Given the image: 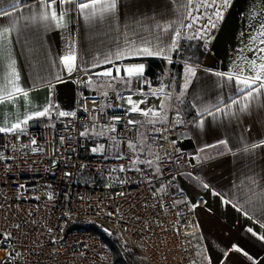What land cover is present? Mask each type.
Segmentation results:
<instances>
[{
  "label": "crops",
  "instance_id": "obj_1",
  "mask_svg": "<svg viewBox=\"0 0 264 264\" xmlns=\"http://www.w3.org/2000/svg\"><path fill=\"white\" fill-rule=\"evenodd\" d=\"M39 2L22 0L18 9L8 8L12 16L0 15V33L5 27L10 29L0 34V76L8 91H14L12 81L22 90L12 97L0 90V126L10 127L50 105L63 112L72 110L77 89L71 76L78 68L91 71V79L82 87L84 92L105 97L116 92L121 106L134 119L161 121L172 110L183 112L192 136L182 145L193 150L200 177L182 175L177 188L187 191L200 227L197 264H264V90L247 108L231 105L230 98L239 99L240 94L235 81L227 79V75L235 77L238 69H244L243 75H247L251 60L257 61L255 70L264 62L260 59L264 53L258 51L264 48L260 31L264 0H228L226 7L224 0H214L213 7H199L212 0H191V4L189 0H117L115 13L108 14L115 16L112 24L101 22L99 27L101 6L110 0H98L83 12L79 3L91 0H65L54 5L48 11L63 13L62 27L55 22L45 27L39 19H30L45 11ZM10 3L12 0H6L4 6ZM216 10L222 13L221 19L213 15ZM90 11L96 13L91 21ZM188 12L199 19L189 18ZM210 15L216 27L208 25L205 29ZM189 23L191 28L187 27ZM157 24L169 27L160 40L154 38L161 31ZM173 29L181 32L179 38ZM33 31L38 32V39ZM136 33L153 45L163 43L167 47L176 40L177 47L167 51L169 59L136 56L117 61L119 77L111 64L92 67L94 59L107 52L113 41L120 42L124 36L135 39ZM71 54L77 59L69 71L62 58ZM200 55L201 61H195ZM147 59H162L168 64L157 82L146 74ZM140 65L142 71H138ZM173 65H181L175 92L169 90L164 79ZM189 67L195 70V76H190ZM109 68L112 77L96 75ZM217 72L225 75L217 76ZM195 97L206 102L204 107L214 111L213 105H218L223 112L201 114ZM133 104L141 111H131ZM144 111L149 114L143 115ZM122 149V144L113 148L115 154ZM110 150L103 146L101 151Z\"/></svg>",
  "mask_w": 264,
  "mask_h": 264
},
{
  "label": "built area",
  "instance_id": "obj_2",
  "mask_svg": "<svg viewBox=\"0 0 264 264\" xmlns=\"http://www.w3.org/2000/svg\"><path fill=\"white\" fill-rule=\"evenodd\" d=\"M91 77L72 74L69 115L50 105L0 132V264H122L131 247L150 264H197L200 227L177 188L182 175L200 177L182 145L192 136L184 113L134 119L116 92H84ZM116 144L118 154L99 148Z\"/></svg>",
  "mask_w": 264,
  "mask_h": 264
},
{
  "label": "snow or ice",
  "instance_id": "obj_3",
  "mask_svg": "<svg viewBox=\"0 0 264 264\" xmlns=\"http://www.w3.org/2000/svg\"><path fill=\"white\" fill-rule=\"evenodd\" d=\"M22 0H12V3L8 4L7 7H5L6 0H0V15L3 16H12V12L8 11V8H12L13 10H16L20 7ZM69 3H72L73 0H68ZM228 0H224L225 7L227 6ZM58 3H65V0H40L39 7H43L45 9L44 12H41L39 16H32L30 19L32 21H35L39 19L44 23V26H49L52 22H55L57 26H63L61 24V20L64 19L63 13H59L57 10H52L50 13L48 11L49 8H52L54 5H57ZM98 3V0H91V3H84L80 2L78 7L83 12L84 10L92 9L94 5ZM189 4H191V0H189ZM214 6V0H212L211 4H201L199 7H213ZM117 8V0H110L109 3L102 5L100 9V15L99 20L97 21V27H99L100 23H107L109 25L112 24L113 20L115 19L114 15H108V14H114ZM199 8H197V11ZM96 15L94 12H89V20L91 21L93 17ZM213 15L217 19L222 18V13L219 10L214 11ZM59 17V18H58ZM188 17L192 18L193 20L199 19V17H192V13L188 12ZM14 24V22H13ZM210 25L211 27L215 28L216 23L213 21L212 16H208L207 18V25H205V29L207 26ZM187 27L191 28L192 24H187ZM157 28H159L160 34L155 35L156 40H160L163 33H166L169 30L168 26H162L157 24ZM9 28L5 27L2 30V33L0 34H6L9 32ZM175 32V36L177 38L180 37L181 32L178 29H173ZM260 31L261 35H264V22L260 23ZM32 35L39 38L38 32L33 31ZM135 39L129 36H124V39L120 42L113 41L112 45H108V51L107 52H101L100 58L94 59V62L92 64V67H100L101 63L104 64H111L112 67L116 69V76L119 77L120 74V68L117 65V61L120 60H131L132 58L136 56H159L165 59H169L167 56L168 50H174L177 47V41L172 40L171 43L166 47L163 43L160 45H153V42L146 39L143 35L136 33ZM255 39V38H253ZM261 43L264 44V40H261ZM259 52L264 53V48H259ZM64 63L68 66L69 71L72 70V65L76 61L77 56L75 54L66 55L63 58ZM262 61H264V56L260 58ZM250 64L252 68L249 70V73L247 75H243L244 69H238V74L234 77L232 75H227V79L229 81H235V84L237 86V91L240 94V98H230L231 99V105L240 106L243 105V108H247L251 101L255 100L258 95L262 94V90H264V62H261L259 64V70L256 69L257 61L251 60ZM12 67V65H9ZM143 65H140L138 71H142ZM86 72H88V69H85ZM190 76H195V70L192 68L187 69ZM132 74V70L128 69V75ZM96 75H103L107 77H112V69L109 68L106 71L102 73H96ZM217 76H223L225 74L217 72L215 73ZM114 79L116 77H113ZM12 87L14 91H8V85L4 83V78L0 76V90L7 92L9 97L14 96L16 93L21 92L22 90L15 85V82L12 81ZM185 87H187V83L185 84ZM24 95L27 96V92H24ZM183 95V93H181ZM169 97H165V99H168ZM197 101V105L201 106V114L204 112H207L209 115H214L215 112H223V109L220 108L218 105H213L214 111L208 107H204L205 101H202L200 97L194 98ZM129 103L132 104L131 98H129ZM231 105H226V107H230ZM131 111H141L138 107H136L133 104V107L131 108ZM150 111V110H149ZM48 114V108H44L42 111H36L33 115L28 116L26 119L19 123L12 124L10 127H0V132H12L18 129H21L22 124H26L28 120L36 118V117H43ZM70 113L67 112H59L60 116H67ZM143 115L147 116L149 112L144 111L142 112ZM113 119L118 120L120 117L116 116L113 117ZM129 123H133V121L129 120ZM34 142V141H33ZM221 144H226L225 141H220ZM204 187H208V185H204ZM251 231V229H249ZM261 239H264V236L261 237ZM240 249L237 248V251ZM247 255V253H245Z\"/></svg>",
  "mask_w": 264,
  "mask_h": 264
},
{
  "label": "trees",
  "instance_id": "obj_4",
  "mask_svg": "<svg viewBox=\"0 0 264 264\" xmlns=\"http://www.w3.org/2000/svg\"><path fill=\"white\" fill-rule=\"evenodd\" d=\"M192 58V57H191ZM201 55L194 59L195 61H201ZM147 69L146 74L149 76L153 81L157 82L158 78L162 76L168 70V64L166 61L162 59H147ZM171 72L176 74L177 81L180 79V72H181V65L178 67L173 65L171 68ZM186 104V103H185ZM185 111V109L183 110ZM186 113V112H185ZM188 113V112H187ZM122 241V240H121ZM128 255V262L121 259L119 255L116 256L117 260L122 262V264H150L135 247L129 248L127 252Z\"/></svg>",
  "mask_w": 264,
  "mask_h": 264
},
{
  "label": "rangeland",
  "instance_id": "obj_5",
  "mask_svg": "<svg viewBox=\"0 0 264 264\" xmlns=\"http://www.w3.org/2000/svg\"><path fill=\"white\" fill-rule=\"evenodd\" d=\"M178 61H181V59H179ZM164 79L167 82V87L169 88V90L170 91L174 90V92H175L176 91V86H177V80H176L175 76L173 75V73L171 71H169L165 75ZM99 147H100V150H103V146L102 145H99ZM114 147L113 146H108V148L111 149V150L107 154H115V152H114L115 150H113ZM7 264H10V263H7Z\"/></svg>",
  "mask_w": 264,
  "mask_h": 264
}]
</instances>
